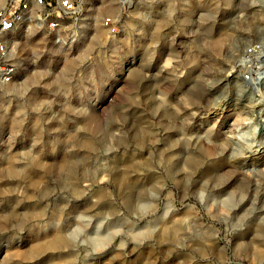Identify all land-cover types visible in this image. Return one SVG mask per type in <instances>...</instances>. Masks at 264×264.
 Masks as SVG:
<instances>
[{"label":"rangeland","instance_id":"1","mask_svg":"<svg viewBox=\"0 0 264 264\" xmlns=\"http://www.w3.org/2000/svg\"><path fill=\"white\" fill-rule=\"evenodd\" d=\"M81 9L59 36L23 28L12 42L0 264H264V164L233 163L264 157V86L251 95L236 77L264 4Z\"/></svg>","mask_w":264,"mask_h":264},{"label":"built area","instance_id":"2","mask_svg":"<svg viewBox=\"0 0 264 264\" xmlns=\"http://www.w3.org/2000/svg\"><path fill=\"white\" fill-rule=\"evenodd\" d=\"M81 4L82 0H5L0 9V92L14 87L20 75V63L14 60L12 51L15 33L26 28L59 36L69 22L79 18ZM55 41L62 43L60 37ZM245 54L244 65L258 75L264 74V22L260 36Z\"/></svg>","mask_w":264,"mask_h":264},{"label":"bare ground","instance_id":"3","mask_svg":"<svg viewBox=\"0 0 264 264\" xmlns=\"http://www.w3.org/2000/svg\"><path fill=\"white\" fill-rule=\"evenodd\" d=\"M259 1H261L264 4V0H259ZM244 52H245V50H244ZM257 75H258V73L249 70V68H247V74H244L243 71H241V72H239L236 75L237 79H239L242 82V87H243V90H244L245 93L250 92L251 95L253 94L254 89L253 90L251 89L253 84H259L261 87L264 86V74H259L258 76ZM244 86H247L248 89H245ZM250 98H252V97H250ZM261 119H263V118H261ZM261 124H262V128H263L262 134H264V119L262 120ZM200 156H201V154L199 155V157ZM233 163L236 164L237 168L240 167V166H243V167L244 166H250V167H252L255 170L254 172H256V175L258 176L259 173H260L259 166H261L262 164H264V157H262L261 155L256 154V153L253 156H243V155H241L239 157L236 156L235 159H233ZM229 175H230L229 173H225V174L219 176L217 178V180H216L217 183L219 185H223L225 183V181L228 180ZM218 184H217V187L219 186ZM244 187H245V185H243V184H239L238 185V188L241 191H244V189H245Z\"/></svg>","mask_w":264,"mask_h":264}]
</instances>
